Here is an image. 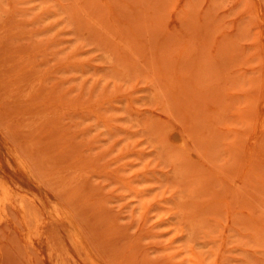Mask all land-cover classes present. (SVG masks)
<instances>
[{
    "label": "rangeland",
    "instance_id": "1",
    "mask_svg": "<svg viewBox=\"0 0 264 264\" xmlns=\"http://www.w3.org/2000/svg\"><path fill=\"white\" fill-rule=\"evenodd\" d=\"M56 204L102 264H264V0H0V264H95Z\"/></svg>",
    "mask_w": 264,
    "mask_h": 264
},
{
    "label": "bare ground",
    "instance_id": "2",
    "mask_svg": "<svg viewBox=\"0 0 264 264\" xmlns=\"http://www.w3.org/2000/svg\"><path fill=\"white\" fill-rule=\"evenodd\" d=\"M169 139L178 146L186 145L185 138L176 131L171 132ZM19 158L22 160L28 172L30 174H33L34 171L30 166L29 162L25 159V157L19 156ZM4 201L6 203L10 202L12 204H15L12 196L8 192H6L4 195ZM17 203H18L17 206L19 208V211L21 212L29 229L32 230L35 227H37L41 223L42 215H43L40 206L36 205L34 202L29 201L25 198L20 199ZM55 211H56L55 214L56 217H61L69 223L70 228L72 229L73 239L82 246V248L89 255L90 259L95 264H102L100 262L99 256L95 252V249L88 241V238L86 237V233L81 223L78 221L77 217L75 216V214L71 210L64 208L60 204L55 205Z\"/></svg>",
    "mask_w": 264,
    "mask_h": 264
}]
</instances>
